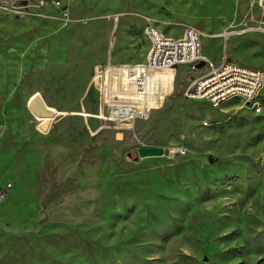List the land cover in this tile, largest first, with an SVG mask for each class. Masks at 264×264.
<instances>
[{"label": "rangeland", "instance_id": "1", "mask_svg": "<svg viewBox=\"0 0 264 264\" xmlns=\"http://www.w3.org/2000/svg\"><path fill=\"white\" fill-rule=\"evenodd\" d=\"M1 1L0 264H264V88L211 107L186 66L124 71L151 24L264 73V0Z\"/></svg>", "mask_w": 264, "mask_h": 264}, {"label": "built area", "instance_id": "2", "mask_svg": "<svg viewBox=\"0 0 264 264\" xmlns=\"http://www.w3.org/2000/svg\"><path fill=\"white\" fill-rule=\"evenodd\" d=\"M12 1L1 2L10 7L13 6ZM17 1L24 2L25 7L53 11L63 18H68L69 2L72 0ZM145 37L149 45L145 61L127 66L124 70L129 88L134 92L144 93L145 82L151 72L174 70L179 66H186L187 72L197 74L187 78L182 96L191 101L204 102L211 107H218L233 100H241L249 105L257 99L264 87V73L261 70L227 58L212 61L203 56L199 35L193 29L187 28L180 37L171 38L148 24ZM114 98L120 101L119 97L114 96L111 102H114Z\"/></svg>", "mask_w": 264, "mask_h": 264}, {"label": "water", "instance_id": "3", "mask_svg": "<svg viewBox=\"0 0 264 264\" xmlns=\"http://www.w3.org/2000/svg\"><path fill=\"white\" fill-rule=\"evenodd\" d=\"M198 66L200 67L201 65ZM137 155L141 159L150 158V157H161L164 155L168 156L169 151L167 149L159 148V147H139L137 149ZM210 161L212 162V159Z\"/></svg>", "mask_w": 264, "mask_h": 264}, {"label": "bare ground", "instance_id": "4", "mask_svg": "<svg viewBox=\"0 0 264 264\" xmlns=\"http://www.w3.org/2000/svg\"><path fill=\"white\" fill-rule=\"evenodd\" d=\"M164 71H166V70H164ZM145 86H146V82H145ZM145 86H144V87H145ZM263 88H264V87H263ZM262 90H263V89H262ZM262 90H261V91H262ZM105 91H106V89H105ZM116 93H117V92H116ZM260 93H261V92H260ZM125 94L128 95L127 92H126ZM116 96L119 97L118 94H116ZM106 97H107V91H106ZM107 99H108V97H107ZM119 100H120V97H119ZM111 101H112V100H111ZM111 101H110V102H111ZM112 103H113V102H112Z\"/></svg>", "mask_w": 264, "mask_h": 264}, {"label": "trees", "instance_id": "5", "mask_svg": "<svg viewBox=\"0 0 264 264\" xmlns=\"http://www.w3.org/2000/svg\"><path fill=\"white\" fill-rule=\"evenodd\" d=\"M178 157L176 156L175 159H177Z\"/></svg>", "mask_w": 264, "mask_h": 264}]
</instances>
